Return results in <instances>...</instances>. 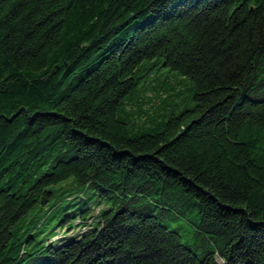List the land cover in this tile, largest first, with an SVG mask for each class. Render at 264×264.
I'll return each mask as SVG.
<instances>
[{"label":"trees","instance_id":"obj_1","mask_svg":"<svg viewBox=\"0 0 264 264\" xmlns=\"http://www.w3.org/2000/svg\"><path fill=\"white\" fill-rule=\"evenodd\" d=\"M0 264H264V0H0Z\"/></svg>","mask_w":264,"mask_h":264},{"label":"rangeland","instance_id":"obj_2","mask_svg":"<svg viewBox=\"0 0 264 264\" xmlns=\"http://www.w3.org/2000/svg\"><path fill=\"white\" fill-rule=\"evenodd\" d=\"M151 66L152 63H149L145 71L138 73L139 75L143 74L144 77L138 81L134 90L124 101L125 111L131 118L130 123L133 122L134 117H139L140 121L146 120L148 116L160 120L172 114H179L193 105V88L189 78H180L181 76L176 72L169 71L170 73H167L156 69L150 75H147V70ZM165 77H169L170 80L166 82ZM161 87L164 90L161 89L162 91L159 92ZM65 203L63 202L62 205ZM42 208L44 210L48 209L49 204L42 206ZM54 213L55 210L52 214ZM60 215L61 213H59ZM58 229L56 231L58 232L57 239H60L64 229H61L60 232ZM70 231L72 230H68L66 233ZM180 233L184 243L191 245L192 248L196 247L199 238L193 237L190 228H184Z\"/></svg>","mask_w":264,"mask_h":264}]
</instances>
